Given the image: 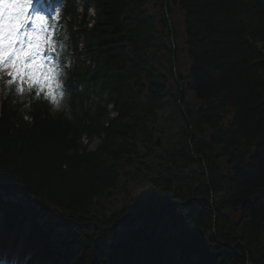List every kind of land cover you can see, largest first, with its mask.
I'll return each mask as SVG.
<instances>
[{
	"label": "trees",
	"instance_id": "trees-1",
	"mask_svg": "<svg viewBox=\"0 0 264 264\" xmlns=\"http://www.w3.org/2000/svg\"><path fill=\"white\" fill-rule=\"evenodd\" d=\"M84 4L92 27L62 7L96 63L68 111L0 92V259L264 264V0Z\"/></svg>",
	"mask_w": 264,
	"mask_h": 264
},
{
	"label": "clouds",
	"instance_id": "clouds-1",
	"mask_svg": "<svg viewBox=\"0 0 264 264\" xmlns=\"http://www.w3.org/2000/svg\"><path fill=\"white\" fill-rule=\"evenodd\" d=\"M27 7V3L0 0V86L12 96L13 105L27 109L33 101L44 100L53 112H66L65 80L72 63L64 55L66 44L58 39L61 33L55 21L59 16L50 24L45 17L28 15ZM17 61L37 65L40 71L17 73Z\"/></svg>",
	"mask_w": 264,
	"mask_h": 264
},
{
	"label": "snow or ice",
	"instance_id": "snow-or-ice-1",
	"mask_svg": "<svg viewBox=\"0 0 264 264\" xmlns=\"http://www.w3.org/2000/svg\"><path fill=\"white\" fill-rule=\"evenodd\" d=\"M12 3H27V13L33 17H45L39 13V11L34 10L33 8V0H9ZM46 18V17H45ZM14 71L17 73H32L35 74L36 72L40 71V67L37 65L28 66L23 62L17 61L16 65L14 66Z\"/></svg>",
	"mask_w": 264,
	"mask_h": 264
},
{
	"label": "rangeland",
	"instance_id": "rangeland-1",
	"mask_svg": "<svg viewBox=\"0 0 264 264\" xmlns=\"http://www.w3.org/2000/svg\"><path fill=\"white\" fill-rule=\"evenodd\" d=\"M43 1H45V0H39V2L41 3V8H38L36 11H39V13H40L41 15L45 16V15H44L45 9H44ZM60 14H61V13H60ZM3 91H4V90H3L2 86H1V87H0L1 95L3 94V93H2ZM98 138H99V137H94V138L92 139V141H88L87 137H84L83 139H84V142L88 145V147L93 149L94 146L96 145V143L98 144V142L100 141ZM2 219H3V216H2V214L0 213V221H2Z\"/></svg>",
	"mask_w": 264,
	"mask_h": 264
},
{
	"label": "water",
	"instance_id": "water-1",
	"mask_svg": "<svg viewBox=\"0 0 264 264\" xmlns=\"http://www.w3.org/2000/svg\"><path fill=\"white\" fill-rule=\"evenodd\" d=\"M158 142H159V140H158ZM238 244H239V245H242V243H240V242H238ZM245 251H246V254L249 256L248 251H247V250H245ZM248 264H251L250 261L248 262Z\"/></svg>",
	"mask_w": 264,
	"mask_h": 264
}]
</instances>
